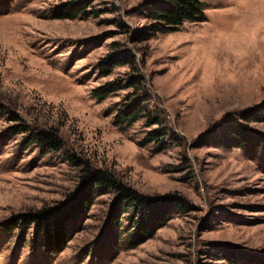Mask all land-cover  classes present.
I'll return each instance as SVG.
<instances>
[{
    "label": "rangeland",
    "instance_id": "rangeland-1",
    "mask_svg": "<svg viewBox=\"0 0 264 264\" xmlns=\"http://www.w3.org/2000/svg\"><path fill=\"white\" fill-rule=\"evenodd\" d=\"M153 1L0 0V264H264V0H202V22L164 32ZM136 102L145 115L114 126ZM48 129L58 150L27 144ZM86 167L183 208L135 248L132 212L108 223L111 187L67 223L57 256L32 226L3 230L64 201Z\"/></svg>",
    "mask_w": 264,
    "mask_h": 264
},
{
    "label": "trees",
    "instance_id": "trees-1",
    "mask_svg": "<svg viewBox=\"0 0 264 264\" xmlns=\"http://www.w3.org/2000/svg\"><path fill=\"white\" fill-rule=\"evenodd\" d=\"M68 14V13H63ZM147 18L153 22L151 29L156 31H174L183 22H202V0H154L148 8ZM68 15L65 18H73ZM120 84L116 87L119 88ZM128 86H133L129 83ZM114 84H106L94 90L93 97L101 101L107 98L114 88ZM145 115L143 108L136 103L125 104L114 116V126H130ZM146 127L158 125L157 119L147 117ZM19 128V127H18ZM14 129H17L15 127ZM26 128L20 126L17 133L25 132ZM164 130L148 133L150 142H159V149L165 147L164 140L160 138ZM37 143L47 146L50 150L60 148L59 140L52 129L38 131L30 134L28 143ZM79 186L67 196L64 201L54 206L44 207L35 211L22 213L12 218L7 224L2 225L6 233L13 230L21 232L27 226H32L33 243L41 242V247L50 257L57 256L67 246L69 230L67 223L78 220L88 208L91 207L99 189L111 187L115 193L113 205L108 214L109 225L120 226L121 216L132 212L131 223L134 225L133 233L127 243L135 248L149 240L155 231L164 226L171 217L173 210L183 208L182 201L170 195L161 197H144L130 188L115 182L108 172L86 167L81 171ZM38 242V241H37Z\"/></svg>",
    "mask_w": 264,
    "mask_h": 264
}]
</instances>
